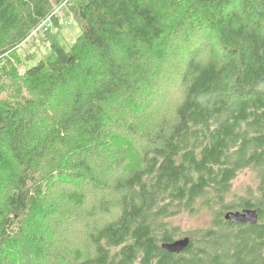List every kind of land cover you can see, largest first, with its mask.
<instances>
[{
  "label": "trees",
  "instance_id": "trees-1",
  "mask_svg": "<svg viewBox=\"0 0 264 264\" xmlns=\"http://www.w3.org/2000/svg\"><path fill=\"white\" fill-rule=\"evenodd\" d=\"M62 1L0 0V264H264V0H75L82 33L21 72Z\"/></svg>",
  "mask_w": 264,
  "mask_h": 264
},
{
  "label": "rangeland",
  "instance_id": "rangeland-1",
  "mask_svg": "<svg viewBox=\"0 0 264 264\" xmlns=\"http://www.w3.org/2000/svg\"><path fill=\"white\" fill-rule=\"evenodd\" d=\"M74 1L63 0L55 6L52 16H56L58 19L57 24L52 17H47L48 19L42 20L31 30L27 39L24 40L19 48V54L22 60L19 66L21 72L24 73L26 69L38 65L42 59H46L50 55L52 48L50 40L47 37L49 33L55 35L65 49H68L82 33V28L74 18V14L70 9ZM56 11L57 15H54ZM165 76L169 75L161 74L158 76L155 84L158 86V89L161 88V91L165 90L164 94L167 95L166 98L169 97L168 99L170 100L168 103L171 104L176 97L178 88L173 89L174 91L172 93L167 94V88L172 89V86L168 85L170 78H165ZM256 180L257 176L255 171L250 168L243 170L234 182V191L242 193L248 185H255ZM209 221V215L190 216L183 214L177 218L176 223H179L184 232H187L199 226L207 225Z\"/></svg>",
  "mask_w": 264,
  "mask_h": 264
},
{
  "label": "water",
  "instance_id": "water-1",
  "mask_svg": "<svg viewBox=\"0 0 264 264\" xmlns=\"http://www.w3.org/2000/svg\"><path fill=\"white\" fill-rule=\"evenodd\" d=\"M225 219L235 223H247V224H257L259 220V214L255 209H243L241 211H228L225 214ZM191 242L189 236L179 237L171 242H164L162 247L171 253H181L184 251Z\"/></svg>",
  "mask_w": 264,
  "mask_h": 264
},
{
  "label": "built area",
  "instance_id": "built-area-1",
  "mask_svg": "<svg viewBox=\"0 0 264 264\" xmlns=\"http://www.w3.org/2000/svg\"><path fill=\"white\" fill-rule=\"evenodd\" d=\"M54 15H57V11L54 13ZM50 17H52V16H50ZM48 18H49V17H48ZM48 18H47V19H48ZM52 18H53V17H52Z\"/></svg>",
  "mask_w": 264,
  "mask_h": 264
}]
</instances>
